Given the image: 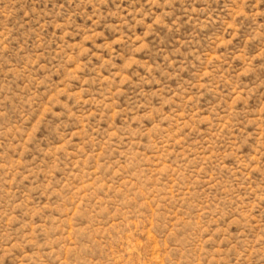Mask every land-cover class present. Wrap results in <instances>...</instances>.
I'll use <instances>...</instances> for the list:
<instances>
[{"label": "rangeland", "instance_id": "obj_1", "mask_svg": "<svg viewBox=\"0 0 264 264\" xmlns=\"http://www.w3.org/2000/svg\"><path fill=\"white\" fill-rule=\"evenodd\" d=\"M0 264H264V0H0Z\"/></svg>", "mask_w": 264, "mask_h": 264}]
</instances>
